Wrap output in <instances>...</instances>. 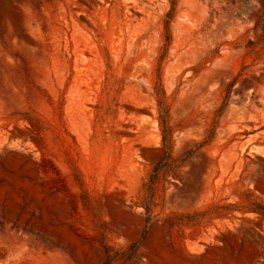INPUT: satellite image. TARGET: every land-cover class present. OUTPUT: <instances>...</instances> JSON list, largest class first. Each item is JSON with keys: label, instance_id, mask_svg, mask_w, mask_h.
Masks as SVG:
<instances>
[{"label": "rangeland", "instance_id": "obj_1", "mask_svg": "<svg viewBox=\"0 0 264 264\" xmlns=\"http://www.w3.org/2000/svg\"><path fill=\"white\" fill-rule=\"evenodd\" d=\"M0 264H264V0H0Z\"/></svg>", "mask_w": 264, "mask_h": 264}, {"label": "bare ground", "instance_id": "obj_2", "mask_svg": "<svg viewBox=\"0 0 264 264\" xmlns=\"http://www.w3.org/2000/svg\"><path fill=\"white\" fill-rule=\"evenodd\" d=\"M134 1V0H133ZM130 2V1H129ZM132 2V1H131ZM155 2V1H154ZM145 3L146 2H144V5H145ZM135 4V3H134ZM149 4H150V2H149ZM155 4V3H154ZM161 3H159V5H160ZM144 5H143V7H144ZM145 6H147V4L145 5ZM150 6V5H149ZM155 6H157V5H155ZM148 7V6H147ZM153 7V6H152ZM162 8V7H161ZM193 8V7H192ZM153 9V8H152ZM156 9H157V7H156ZM190 10V9H189ZM155 11V10H154ZM187 11V10H186ZM181 13V12H180ZM182 15V14H181ZM185 15H187L186 13L184 14V15H182V16H180L181 18V20L179 21H177L175 24H174V26H175V28L176 29H178V33H180L179 35H181V33L183 34L182 35V38H183V36H184V34H186V36L188 35V38L190 39V41H192L193 43H198L199 42V40L198 39H196V38H194V35H192L191 33H190V31H192V30H190V29H192L189 25H188V21H187V19L185 18ZM192 16V15H191ZM149 17V16H148ZM190 18V17H189ZM189 20V19H188ZM190 21H191V19H190ZM190 24V23H189ZM176 32V31H175ZM181 37V36H180ZM181 39V38H180ZM200 39V38H199ZM144 42V41H143ZM188 42V41H187ZM185 44H186V40H185ZM176 51H178V50H175V52ZM174 52V53H175ZM179 54V53H178ZM175 55V54H174ZM177 55V54H176Z\"/></svg>", "mask_w": 264, "mask_h": 264}]
</instances>
